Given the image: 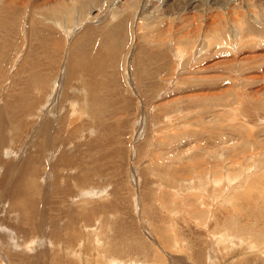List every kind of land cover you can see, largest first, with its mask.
Masks as SVG:
<instances>
[{"label": "rangeland", "instance_id": "obj_1", "mask_svg": "<svg viewBox=\"0 0 264 264\" xmlns=\"http://www.w3.org/2000/svg\"><path fill=\"white\" fill-rule=\"evenodd\" d=\"M179 3L0 0V264H264V219L244 215L264 199V0ZM72 57L92 74H70Z\"/></svg>", "mask_w": 264, "mask_h": 264}, {"label": "bare ground", "instance_id": "obj_2", "mask_svg": "<svg viewBox=\"0 0 264 264\" xmlns=\"http://www.w3.org/2000/svg\"><path fill=\"white\" fill-rule=\"evenodd\" d=\"M168 1L169 0H161V5H160V7L162 6V7H164L167 3H168ZM175 1H180V3L179 4H176L174 7H173V11H174V13L176 12L175 11V9H178L179 8V6H181V5H184L183 3H182V1L184 2L185 0H175ZM193 1V0H192ZM226 1H229V0H226ZM195 2V1H194ZM228 3H230V2H228ZM191 4V3H190ZM147 6V4H144L143 5V7H146ZM161 7V8H162ZM160 9V8H159ZM159 9H158V11H159ZM161 10V9H160ZM157 11V12H158ZM173 11H172V13H173ZM119 32V31H118ZM121 35V34H120ZM110 41H113V39L112 40H110ZM110 41H108V43H110L111 44V42ZM113 44V43H112ZM103 46V45H102ZM107 46V45H106ZM117 46V45H116ZM108 47H110V46H108ZM83 47L81 46V48L79 49H76L77 51H78V53L79 52H81L82 50H84V49H82ZM100 48L101 47H99L98 49L100 50ZM102 49V48H101ZM108 49V48H107ZM113 49V48H112ZM105 50H106V47H105ZM109 50V49H108ZM108 50H106V51H104V49L103 50H101L99 53H98V55L94 58V63L96 64V66H100L101 68H102V66L103 65H105V63L106 62H109L110 60H108V59H114L116 56H115V54H114V51H113V54H111L112 53V51H108ZM114 50V49H113ZM116 51V50H115ZM111 52V53H110ZM181 54L183 53V51H181L180 52ZM111 57V58H110ZM39 61V62H38ZM34 62L36 63V65L38 66V65H40V66H45V63L43 62V61H41L39 58L38 59H35L34 60ZM32 63H33V61H32ZM42 64H44V65H42ZM81 64H83L86 68H84V70H82V71H85L87 74H84V75H88V74H92V70H93V66H92V62H90V60H88L87 58H82V60H78L77 58H75V57H72L71 58V61H70V74L71 73H73L75 70L74 69H76L77 67H79ZM58 65H60V64H58ZM57 65V66H58ZM102 65V66H101ZM34 69H36V68H38V67H33ZM46 68V67H45ZM58 68H60V66L58 67ZM47 69V68H46ZM61 69V68H60ZM57 70V69H56ZM59 70V69H58ZM57 70V71H58ZM103 70H104V68H103ZM57 73V72H56ZM34 74H38L37 72H34ZM32 76H34V75H32ZM55 76V75H54ZM46 76H44V77H42V78H45ZM36 79V81L35 82H33L32 80H34V79ZM100 80V79H99ZM48 81V80H47ZM38 82V83H37ZM42 82H44V81H41V78L38 76V77H31V83H33L35 86H37V84L38 85H40V84H47V83H42ZM88 83H89V85H90V87H89V93H91V94H89L90 95V98L89 99H91V105L93 106V105H97V106H101V99H100V97H98L97 96V92L99 91V89L101 88V85L100 84H102L100 81H97V79H95V78H91L89 81H88ZM60 84H61V82H60ZM88 85V86H89ZM42 86H45V85H42ZM67 86H68V83H67ZM47 87V86H46ZM49 87H51V86H49ZM57 89V88H56ZM59 89V88H58ZM59 90H61V89H59ZM68 91V88H66V90L64 91V92H62V94H64L63 96H66L67 95V92ZM58 92V91H57ZM56 92V93H57ZM58 94V93H57ZM62 94H60V95H62ZM40 95V94H39ZM48 95V94H47ZM44 97V96H43ZM49 97V96H48ZM51 97H52V95H51ZM58 97V96H57ZM62 97V96H61ZM58 98H60V97H58ZM14 100H16L17 99V101H21V98L20 97H14L13 98ZM13 100V101H14ZM62 100V99H61ZM67 100V99H66ZM69 101V103H67V105H64L63 106V104H65L66 102H65V100H64V103H62L61 105L62 106H59L60 107V113L61 114H63V115H65V116H63V115H60L59 117V119H60V124L62 125V126H67V123H68V121L70 120H72V118L73 117H75L74 115L75 114H78L79 113V111H78V109H76L77 108V100L76 99H68ZM36 101V100H35ZM16 104H17V107H18V105H20V104H18V102H16V101H14ZM21 103H23L22 101H21ZM35 103H37V102H35ZM46 103H49V101H47ZM46 103H44V105H46ZM73 105V107H71L72 105ZM79 103V102H78ZM94 103V104H93ZM39 105H40V107L42 106L40 103H38V107H39ZM66 106V111H64V107ZM90 107V106H89ZM102 107V106H101ZM23 108V107H22ZM29 107L27 106V105H24V109H28ZM32 109H33V107H32ZM36 109V108H35ZM87 109V108H86ZM43 110V108H39L38 109V111L40 112V111H42ZM37 111V110H36ZM37 111V112H38ZM90 111H92V110H90ZM37 112H36V114H37ZM93 113H95L96 114V112L95 111H93ZM83 114V111L81 112V115ZM89 114H91V113H89ZM94 114V115H95ZM98 114V113H97ZM32 115V114H31ZM92 116H93V114H92ZM94 117V116H93ZM98 118H99V116H98ZM97 117L95 118V121L98 123V124H100L99 123V121L101 120L100 118L98 119ZM97 119V120H96ZM74 122V120H72V122L70 123V124H72ZM101 122V121H100ZM70 125H68L67 127H69ZM72 126V125H71ZM95 127H96V125H95ZM55 128V130H57L58 132H59V134H63L62 132H64L63 130V127H61V126H55L54 127ZM51 129H52V127H51ZM50 129V130H51ZM38 132V131H37ZM59 139H60V135H58L57 136ZM63 139V142H61V140H60V144H53L52 143V145H54L55 147H54V149H56V148H58L59 146H60V149H61V146H63L64 147V143L65 142H68L69 143V141L67 140L66 141V139H64V137L62 138ZM76 139V138H75ZM73 140V141H76V140ZM78 139L80 140V136L78 137ZM70 141H71V139H70ZM81 141V143H82V140H80ZM77 142V141H76ZM74 143V142H73ZM80 143V146L83 144H81ZM66 144V143H65ZM41 147H43V148H41ZM68 148L69 147V145L68 146H65L64 148ZM41 148V150L39 151V152H37L36 153V155H35V157H34V159L32 158V156H29V158H28V163H29V166L31 167V168H28L27 166L25 167V169H26V171H25V173L24 174H22V177L20 178V180H19V182H18V188H16L15 190L18 192H15V195H17V194H19V195H21V196H23L24 194H26V199L28 200V199H30V198H32L33 197V195L37 192V193H39V192H42V187H43V185L41 186L40 185V183H38L37 182V180H36V177H38V176H40V174H41V172H42V169H41V167H38V166H36V164H38L40 161H43V160H45V163L47 162L46 161V156H47V151L48 150H45L46 148H44V146H40L39 147V149ZM63 148V149H64ZM38 149V150H39ZM66 150H68V149H66ZM36 152V151H35ZM57 151L55 150V153H56ZM65 152V151H64ZM70 152V151H69ZM72 153H74V152H72ZM57 154V153H56ZM63 154H65V153H63ZM62 154V155H63ZM59 155H61V154H59ZM61 155V156H62ZM60 156V157H61ZM70 156H72L71 154H70ZM69 156V157H70ZM79 156V155H78ZM63 157V159H64V155L62 156ZM61 157V158H62ZM67 157V156H66ZM57 158H59V157H57ZM73 158H75V157H73ZM71 159V161H72V158H70ZM79 159V158H78ZM49 160V159H48ZM82 160V159H81ZM58 161V160H57ZM56 161V162H57ZM61 161H62V159H61ZM65 161V160H64ZM67 162H68V160H66ZM80 161V160H79ZM44 162V161H43ZM62 164V163H61ZM75 164V163H74ZM52 165V164H51ZM67 166H69V165H66V167ZM58 167V166H57ZM55 168V167H54ZM53 168V169H54ZM52 169V170H53ZM56 169V168H55ZM73 169V168H72ZM264 169V168H263ZM51 170V169H50ZM249 170V169H248ZM249 172V171H248ZM263 174H264V172H262ZM260 175H261V173H259ZM45 175V174H44ZM62 175V174H61ZM60 175V176H61ZM81 175H83V174H81ZM80 175V176H81ZM87 175V174H86ZM88 176V175H87ZM87 176H84V178H83V180H87L88 179V182H90L91 180H90V178H89V176L87 177ZM86 177V178H85ZM261 178H262V176H260ZM41 178V177H40ZM55 178V177H54ZM61 178V177H60ZM61 179H63V178H61ZM235 179V178H234ZM264 179V176H263V178H262V180ZM64 180V179H63ZM81 180V179H80ZM90 180V181H89ZM258 181V180H257ZM56 182V181H55ZM81 182H84V181H81ZM249 182H252V181H249ZM48 183V182H47ZM245 183V182H244ZM243 183V184H244ZM55 184V183H54ZM250 184V183H249ZM262 184V182L261 183H259V185H261ZM55 185H57V184H55ZM55 185H54V187H55ZM85 185V184H84ZM252 185V184H251ZM90 186V185H89ZM69 187V186H68ZM199 187V186H198ZM250 187V186H249ZM259 187V186H258ZM36 188V189H35ZM66 188V187H65ZM199 188H201V187H199ZM199 188H197V190H199ZM53 189V188H52ZM56 189V188H55ZM63 189V188H62ZM68 189V191H66L67 193L69 192L70 193V191L69 190H71L70 188H67ZM257 189V188H256ZM264 189V188H263ZM58 190V189H57ZM191 190V189H190ZM39 191V192H38ZM56 191V190H55ZM193 191H194V189H193ZM262 191V190H261ZM51 192V191H50ZM58 193L60 192V191H57ZM64 193H65V191H63ZM197 192V191H196ZM62 193V192H61ZM60 193V194H61ZM64 193H62V194H64ZM93 194V195H95V194H97V191H94V190H88V191H85L82 195H83V197L84 196H88V197H90V194ZM260 194L262 193L263 194V192H259ZM54 194V193H53ZM37 195V194H36ZM68 195V194H67ZM54 196H57V199H56V197H55V199L56 200H58V194L57 195H54ZM81 196V195H80ZM255 196V195H254ZM259 196V195H258ZM257 196V197H258ZM260 197V196H259ZM262 197H264V194H263V196ZM35 198H36V196H35ZM34 198V199H35ZM238 198V197H237ZM261 198V197H260ZM60 199V198H59ZM234 199V198H233ZM240 199V198H239ZM262 199V198H261ZM26 200V201H27ZM244 200V203L243 204H245V202H246V198H244L243 199ZM248 200H250V199H248ZM262 200H264V199H262ZM262 200H259V198L258 199H254V201H250L251 203H249V209L246 211L247 213H245L244 215H248V216H253L254 215V217H256L255 219H257V220H261V219H264L263 218V216H264V201H262ZM33 201V200H32ZM232 201V200H231ZM28 202V201H27ZM233 202V201H232ZM19 203V202H18ZM32 203V202H31ZM35 203V202H34ZM25 204H27V203H21V206L23 207L22 209H26L25 208V206H27V205H25ZM61 204V203H60ZM64 204V203H63ZM68 204V203H67ZM72 204V203H71ZM233 204V203H232ZM230 205V204H229ZM239 206V205H238ZM241 206H242V204H241ZM248 206V205H247ZM240 207V206H239ZM33 208V207H32ZM242 211V210H241ZM89 219V218H88ZM61 222V221H60ZM68 226V225H67ZM33 227V226H32ZM25 228V227H24ZM56 230V229H55ZM61 232V231H60ZM13 234H15V233H13ZM17 234V233H16ZM56 234V233H55ZM18 236V235H17ZM74 236V235H73ZM19 237V236H18ZM249 238V237H248ZM221 240V239H220ZM245 240V239H244ZM244 240L243 239H239L238 241H239V244L241 243L242 244V242H244ZM9 243V242H8ZM10 244V243H9ZM16 244V243H15ZM257 245L255 244V241H254V243H252L251 245H249L246 249H252V248H254V247H256ZM16 247V246H15ZM262 252H263V254H264V245L263 246H261L260 248H259V254H262ZM97 253V252H96ZM99 258V257H98ZM220 259V258H219Z\"/></svg>", "mask_w": 264, "mask_h": 264}]
</instances>
